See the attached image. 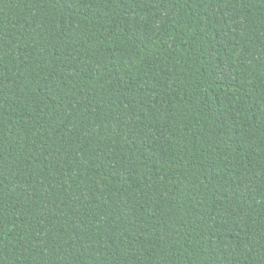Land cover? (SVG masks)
I'll use <instances>...</instances> for the list:
<instances>
[{
	"label": "trees",
	"instance_id": "16d2710c",
	"mask_svg": "<svg viewBox=\"0 0 264 264\" xmlns=\"http://www.w3.org/2000/svg\"><path fill=\"white\" fill-rule=\"evenodd\" d=\"M0 264H264V0H0Z\"/></svg>",
	"mask_w": 264,
	"mask_h": 264
}]
</instances>
